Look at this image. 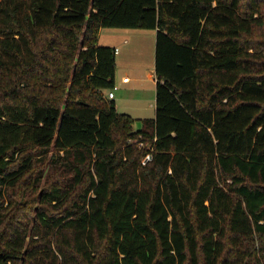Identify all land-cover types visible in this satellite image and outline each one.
<instances>
[{"label": "trees", "instance_id": "16d2710c", "mask_svg": "<svg viewBox=\"0 0 264 264\" xmlns=\"http://www.w3.org/2000/svg\"><path fill=\"white\" fill-rule=\"evenodd\" d=\"M102 28L156 30L138 130ZM0 264H264V0H0Z\"/></svg>", "mask_w": 264, "mask_h": 264}, {"label": "rangeland", "instance_id": "374dc122", "mask_svg": "<svg viewBox=\"0 0 264 264\" xmlns=\"http://www.w3.org/2000/svg\"><path fill=\"white\" fill-rule=\"evenodd\" d=\"M112 28H103L101 42L104 43L107 36V32H111ZM126 34L129 36V42L124 43L123 37H115L114 42L121 48V54L117 56L119 60V75L133 76V72L136 69L141 68V87L135 90L136 97L131 98L133 93L132 87L124 85L122 89L115 90V102L118 107V111L121 113H128L133 117L143 115L145 117H152L156 113V86L154 82L149 79L147 69L153 65L155 61V47H156V30L152 29H129L126 28ZM110 41V40H108ZM101 43V45H103ZM139 67V68H138ZM135 68V69H133ZM134 85V82L130 84ZM128 95V96H127ZM143 126V123L135 118L134 130H138ZM63 154L62 152H60ZM55 156L52 159V156ZM58 156L53 151H49L47 154H38L34 159L35 173L34 177L40 179V185L42 188L44 184L53 179V172L50 171L51 165L57 160ZM8 202L5 203V206ZM32 208L37 210L40 203L33 202Z\"/></svg>", "mask_w": 264, "mask_h": 264}, {"label": "crops", "instance_id": "0c3cea01", "mask_svg": "<svg viewBox=\"0 0 264 264\" xmlns=\"http://www.w3.org/2000/svg\"><path fill=\"white\" fill-rule=\"evenodd\" d=\"M113 30H111V32H107V36L105 38V40L107 39V41H105L104 43L101 42V38H102V33H103V28L100 30V35H99V44L101 45V43L103 45L106 46H112L116 48V56H118L119 54H121V48L118 47L117 44L113 43L114 42V38L115 37H123V42L127 43L129 42V36L126 34V28H112ZM110 40V41H108ZM113 42H112V41ZM139 68V67H138ZM135 69V68H133ZM141 68L134 70L133 72V76H129V75H122V77H120L119 75V60L117 59V69H116V77H115V82L116 85L118 86V89H122L124 85H128V87H132L131 89H133V93H131V98L136 97V93L135 90H138V87H141V83H142V79H141ZM147 74L150 80H152V82H154V85L156 86L157 84V76H156V72H155V61L153 63V65H151L148 69H147ZM132 82H134V85L131 86L130 84H132ZM128 96V95H127ZM116 98V96H115ZM114 98V100H115ZM135 99V98H134ZM117 107V104H116ZM118 110V107H117ZM156 115V113H155ZM155 115H153L150 118H154ZM139 119L142 122V119L148 118L145 117L143 115H138L137 117H134Z\"/></svg>", "mask_w": 264, "mask_h": 264}, {"label": "built area", "instance_id": "2783aa9c", "mask_svg": "<svg viewBox=\"0 0 264 264\" xmlns=\"http://www.w3.org/2000/svg\"><path fill=\"white\" fill-rule=\"evenodd\" d=\"M117 89H118V86L115 84V86L107 92V97L109 99H114L115 96H116L115 95V90H117ZM150 159H151V155L148 154V155H146V158H145L144 162H146L147 160H150Z\"/></svg>", "mask_w": 264, "mask_h": 264}]
</instances>
